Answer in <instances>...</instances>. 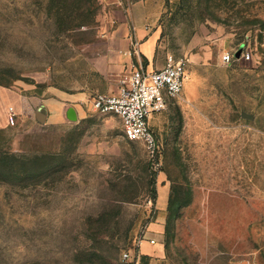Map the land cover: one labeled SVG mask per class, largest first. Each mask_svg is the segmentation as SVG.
Listing matches in <instances>:
<instances>
[{
  "label": "rangeland",
  "instance_id": "374dc122",
  "mask_svg": "<svg viewBox=\"0 0 264 264\" xmlns=\"http://www.w3.org/2000/svg\"><path fill=\"white\" fill-rule=\"evenodd\" d=\"M129 11L154 36L143 62L187 67L155 157L92 106L130 75L105 59ZM263 41L264 0H0V264H126L142 237L140 264H264Z\"/></svg>",
  "mask_w": 264,
  "mask_h": 264
},
{
  "label": "built area",
  "instance_id": "2783aa9c",
  "mask_svg": "<svg viewBox=\"0 0 264 264\" xmlns=\"http://www.w3.org/2000/svg\"><path fill=\"white\" fill-rule=\"evenodd\" d=\"M135 41V45H138ZM240 57L235 52L240 48ZM234 50H227L222 55L223 62L229 64L236 60L251 61L260 57L258 45H241ZM264 52V41L261 43ZM187 67L182 59L169 54L164 65L149 68L142 62L131 64L130 75L123 86L114 93H98L92 100V106L101 113L117 114L122 121L125 135L131 140L142 141L149 154L155 157L158 152L156 134L151 125L152 116L164 109L184 89ZM139 239L134 250L122 253L126 264H140L141 244ZM156 243L154 238H147Z\"/></svg>",
  "mask_w": 264,
  "mask_h": 264
},
{
  "label": "crops",
  "instance_id": "0c3cea01",
  "mask_svg": "<svg viewBox=\"0 0 264 264\" xmlns=\"http://www.w3.org/2000/svg\"><path fill=\"white\" fill-rule=\"evenodd\" d=\"M127 13V12H126ZM144 22V18H139L132 11H129L126 15V18L121 20L120 25L113 33H108L107 42H108V51L105 59H110L111 69H118V71L124 72L123 70L131 68L133 62H142L145 63V66L152 68V62L149 61L143 62L142 54L147 59L151 58V55L154 52V36L149 35L140 43V39L144 36V29L141 28ZM135 41L139 43L135 56L133 53L132 46L135 44ZM145 61V60H144ZM62 102V101H60ZM63 107V116L67 117L70 120L79 119V115L82 112L80 106L77 103H66L62 102ZM170 194V184L161 183L159 188V198L161 199L162 204H166Z\"/></svg>",
  "mask_w": 264,
  "mask_h": 264
},
{
  "label": "trees",
  "instance_id": "16d2710c",
  "mask_svg": "<svg viewBox=\"0 0 264 264\" xmlns=\"http://www.w3.org/2000/svg\"><path fill=\"white\" fill-rule=\"evenodd\" d=\"M13 157V156H12ZM156 178H157V172L156 171H152V176L150 178V182L151 184L154 186V184L156 183Z\"/></svg>",
  "mask_w": 264,
  "mask_h": 264
},
{
  "label": "water",
  "instance_id": "95a60500",
  "mask_svg": "<svg viewBox=\"0 0 264 264\" xmlns=\"http://www.w3.org/2000/svg\"><path fill=\"white\" fill-rule=\"evenodd\" d=\"M241 49H242V47H240V48L235 52V56H236V57H240Z\"/></svg>",
  "mask_w": 264,
  "mask_h": 264
}]
</instances>
